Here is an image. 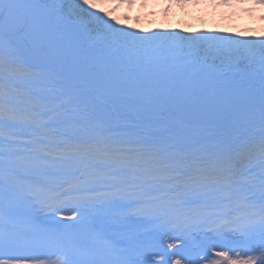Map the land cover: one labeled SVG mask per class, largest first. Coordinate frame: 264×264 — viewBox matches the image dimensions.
I'll return each mask as SVG.
<instances>
[{
  "label": "snow or ice",
  "instance_id": "snow-or-ice-1",
  "mask_svg": "<svg viewBox=\"0 0 264 264\" xmlns=\"http://www.w3.org/2000/svg\"><path fill=\"white\" fill-rule=\"evenodd\" d=\"M136 3L0 0V264H264V30Z\"/></svg>",
  "mask_w": 264,
  "mask_h": 264
},
{
  "label": "rangeland",
  "instance_id": "rangeland-1",
  "mask_svg": "<svg viewBox=\"0 0 264 264\" xmlns=\"http://www.w3.org/2000/svg\"><path fill=\"white\" fill-rule=\"evenodd\" d=\"M97 3L99 6V0ZM213 3L219 5L220 0H212L208 5L199 0L198 5L190 6H181L173 0L171 7L169 0H148L143 6L141 0H137L135 7L117 9L114 16L121 21L118 27L126 25V30L143 29L144 33L149 34L160 31L182 32L188 35L208 30L232 36L239 33L237 39H247L256 38V34L264 30V20L260 19L264 16V9H256L249 15L247 10L251 5L248 0H242V6L239 8H231L228 5L214 7ZM109 10L104 8V11Z\"/></svg>",
  "mask_w": 264,
  "mask_h": 264
},
{
  "label": "bare ground",
  "instance_id": "bare-ground-1",
  "mask_svg": "<svg viewBox=\"0 0 264 264\" xmlns=\"http://www.w3.org/2000/svg\"><path fill=\"white\" fill-rule=\"evenodd\" d=\"M203 1H204V4H206V5L210 4V0H203ZM248 4L250 5V3H248ZM216 250H219V249H216ZM173 251H174V249H173ZM201 264H207V261L201 260Z\"/></svg>",
  "mask_w": 264,
  "mask_h": 264
}]
</instances>
